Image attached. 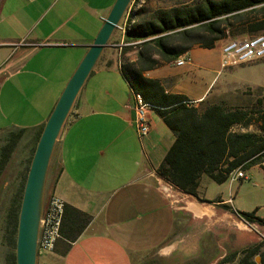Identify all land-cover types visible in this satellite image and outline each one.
<instances>
[{
  "label": "crops",
  "instance_id": "obj_1",
  "mask_svg": "<svg viewBox=\"0 0 264 264\" xmlns=\"http://www.w3.org/2000/svg\"><path fill=\"white\" fill-rule=\"evenodd\" d=\"M115 1L0 0V111L8 121L7 128L0 125V196H13L22 187L44 125ZM165 7L164 0H141L137 9L151 13ZM146 15L140 14L137 22ZM139 43H127L120 28L113 33L57 141L44 202L55 194L90 215L86 231L94 228L92 240L102 244L96 252L107 264H131L143 256L151 264H264L257 234L236 213L251 210L237 209L223 195L203 194L204 177L199 199L178 190L167 197L162 191L164 180L156 171L175 136L151 109L150 135L140 141L134 92L120 73L123 63L137 62ZM127 47L131 50L124 54ZM147 48L161 60L157 48ZM222 49L196 47L178 58L189 54L190 64L179 67L177 59L144 76L160 81L166 94L185 96L197 105L219 87L214 81L222 75ZM216 50L219 61L210 54ZM209 74L204 88L195 92ZM222 88L236 87L230 81ZM1 207L7 211L8 200ZM84 235L65 257L40 255L37 264L69 261ZM13 256L6 264H13Z\"/></svg>",
  "mask_w": 264,
  "mask_h": 264
},
{
  "label": "trees",
  "instance_id": "obj_2",
  "mask_svg": "<svg viewBox=\"0 0 264 264\" xmlns=\"http://www.w3.org/2000/svg\"><path fill=\"white\" fill-rule=\"evenodd\" d=\"M140 1L133 0L124 16L127 43L141 42L137 44L138 60L123 63L120 73L175 136L157 175L180 192L199 199L204 176L222 185L239 169L248 172L257 166L264 171V88H257V96L246 105L209 99L195 105L185 96L166 94L160 81L144 76L196 47L213 50L225 41L264 35V0H164L166 7L151 13L145 8L137 9ZM143 13L148 15L137 22ZM150 45L157 48L161 60L153 59L154 51L147 48ZM128 50L131 48H124L123 53ZM28 171L29 168L15 195L1 196V202L8 200V234L15 251ZM236 213L248 223L264 227L257 210ZM92 220L87 213L65 205L61 239L55 252L65 257Z\"/></svg>",
  "mask_w": 264,
  "mask_h": 264
},
{
  "label": "water",
  "instance_id": "obj_3",
  "mask_svg": "<svg viewBox=\"0 0 264 264\" xmlns=\"http://www.w3.org/2000/svg\"><path fill=\"white\" fill-rule=\"evenodd\" d=\"M133 0H116L94 42L66 84L46 121L28 171L18 220L16 264H37L40 222L52 156L77 97Z\"/></svg>",
  "mask_w": 264,
  "mask_h": 264
},
{
  "label": "rangeland",
  "instance_id": "obj_4",
  "mask_svg": "<svg viewBox=\"0 0 264 264\" xmlns=\"http://www.w3.org/2000/svg\"><path fill=\"white\" fill-rule=\"evenodd\" d=\"M227 42L228 41H225L219 44L218 47H224ZM210 54L214 58L216 57L218 61L221 59L219 50L213 51ZM222 68V75H218L217 79L214 81V85L217 83L219 87H215L212 90L209 98L211 101L215 102L217 100H227L236 105H246L252 102L257 96V88H264V60L248 65ZM212 76L213 75L211 74L207 75L206 80H203L201 84H197V89H195V92L202 90V88H204L205 82H207ZM230 81L234 83L236 88L231 91L224 90L222 86ZM248 87H251L254 90L246 89ZM6 122H8L6 116L2 111H0L1 127L7 128L8 125ZM247 176L248 180L237 181L235 183L228 181L224 185H218L207 176H204L202 181V192L203 194L209 196V198H217L222 195L226 198H231L233 200L234 206L237 209L251 210L252 212L257 210L259 216L264 217V171L260 167L256 166L247 172ZM2 198L0 196V264H6L7 258L9 257V259H11L14 253L12 250V237L8 234L10 225L8 221L9 209L2 213ZM93 232L94 228H90L89 231H85V235L79 240L73 254L70 255L69 261L63 264H107V260L100 256L98 252H96L102 244L93 242L91 236ZM8 242L11 244L10 247L7 248ZM14 252H16L15 249ZM78 252L82 254L81 258H79ZM54 253L55 251L50 254H42L41 256L46 257ZM115 264L118 263L116 262ZM131 264L151 263H149L145 256H143L141 257V260L135 259Z\"/></svg>",
  "mask_w": 264,
  "mask_h": 264
},
{
  "label": "built area",
  "instance_id": "obj_5",
  "mask_svg": "<svg viewBox=\"0 0 264 264\" xmlns=\"http://www.w3.org/2000/svg\"><path fill=\"white\" fill-rule=\"evenodd\" d=\"M119 28L122 29L123 32L126 31L124 29V24L119 25ZM222 58V67L224 68L246 65L264 60V35L255 36L250 39L228 41L222 49ZM191 62L192 57L186 54L176 61V65L182 67ZM132 108L134 111V127L140 141L143 143L151 132L149 113L152 107L146 103L143 96H136V93H132ZM244 180H248L247 172L239 169L229 176L228 181L235 183ZM161 189L162 191L164 190L163 192L167 197L171 191L177 190L172 184L165 180ZM64 210V201L55 194H52L47 201L44 202L38 242L39 256L42 254H50L55 251L57 243L61 239ZM250 226L257 234L259 244L264 250V227L257 223L250 224Z\"/></svg>",
  "mask_w": 264,
  "mask_h": 264
},
{
  "label": "bare ground",
  "instance_id": "obj_6",
  "mask_svg": "<svg viewBox=\"0 0 264 264\" xmlns=\"http://www.w3.org/2000/svg\"><path fill=\"white\" fill-rule=\"evenodd\" d=\"M124 29H126V25L124 26ZM136 96H141V95H139V94H136Z\"/></svg>",
  "mask_w": 264,
  "mask_h": 264
}]
</instances>
